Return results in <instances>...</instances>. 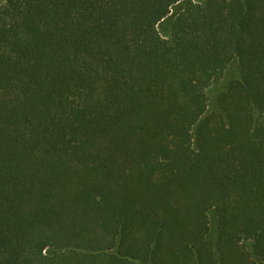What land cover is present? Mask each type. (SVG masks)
<instances>
[{"label":"trees","instance_id":"16d2710c","mask_svg":"<svg viewBox=\"0 0 264 264\" xmlns=\"http://www.w3.org/2000/svg\"><path fill=\"white\" fill-rule=\"evenodd\" d=\"M0 264H264V0H0Z\"/></svg>","mask_w":264,"mask_h":264},{"label":"rangeland","instance_id":"374dc122","mask_svg":"<svg viewBox=\"0 0 264 264\" xmlns=\"http://www.w3.org/2000/svg\"><path fill=\"white\" fill-rule=\"evenodd\" d=\"M159 32L162 35H167L169 31L168 23L159 26ZM239 76V71L236 61L232 62L229 67L225 70L220 78L214 85H212L208 92L207 97L209 100V114H215L219 109V100L222 93L226 90L227 86L233 81L237 80ZM208 221L210 229L207 235V240L215 243L218 238V233L216 230V218L212 212L208 214ZM238 256H252V245L249 242L244 243L238 247Z\"/></svg>","mask_w":264,"mask_h":264}]
</instances>
